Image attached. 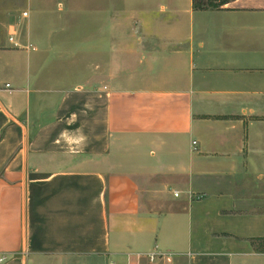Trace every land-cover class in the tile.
Returning a JSON list of instances; mask_svg holds the SVG:
<instances>
[{
  "label": "crops",
  "instance_id": "obj_1",
  "mask_svg": "<svg viewBox=\"0 0 264 264\" xmlns=\"http://www.w3.org/2000/svg\"><path fill=\"white\" fill-rule=\"evenodd\" d=\"M0 10L9 264H264V0Z\"/></svg>",
  "mask_w": 264,
  "mask_h": 264
},
{
  "label": "built area",
  "instance_id": "obj_2",
  "mask_svg": "<svg viewBox=\"0 0 264 264\" xmlns=\"http://www.w3.org/2000/svg\"><path fill=\"white\" fill-rule=\"evenodd\" d=\"M23 17H27V12H23L22 13ZM10 41H13V36L9 37ZM16 47H19V44L14 42L13 44ZM8 86V85H7ZM193 144L195 145L196 142L194 141ZM162 254H157V253H149L147 254V257L149 259V262L154 263L156 262L157 259H159L160 257H162ZM16 255H10V254H5V253H0V264H9L12 260L16 259ZM110 264H115V263H110Z\"/></svg>",
  "mask_w": 264,
  "mask_h": 264
},
{
  "label": "trees",
  "instance_id": "obj_3",
  "mask_svg": "<svg viewBox=\"0 0 264 264\" xmlns=\"http://www.w3.org/2000/svg\"><path fill=\"white\" fill-rule=\"evenodd\" d=\"M227 0H220L219 3H213L211 0H194L195 9H216Z\"/></svg>",
  "mask_w": 264,
  "mask_h": 264
},
{
  "label": "rangeland",
  "instance_id": "obj_4",
  "mask_svg": "<svg viewBox=\"0 0 264 264\" xmlns=\"http://www.w3.org/2000/svg\"><path fill=\"white\" fill-rule=\"evenodd\" d=\"M24 12H27V11H24ZM1 13H2V11L0 10V34L2 33V31H1V29H2L1 22H2V19H3V18H1V17H3V15H1ZM27 15H28V12H27ZM141 264H151V263L142 262Z\"/></svg>",
  "mask_w": 264,
  "mask_h": 264
}]
</instances>
